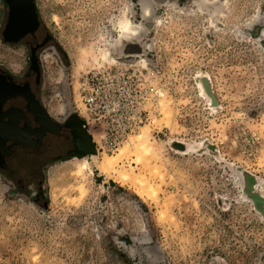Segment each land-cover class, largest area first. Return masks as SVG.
<instances>
[{
    "label": "rangeland",
    "instance_id": "374dc122",
    "mask_svg": "<svg viewBox=\"0 0 264 264\" xmlns=\"http://www.w3.org/2000/svg\"><path fill=\"white\" fill-rule=\"evenodd\" d=\"M36 4L66 57L48 94L99 136L98 155L141 144L117 163L124 184L94 169L52 181L76 156L47 169L39 203L0 179V264H264V0ZM124 22L135 37L114 46Z\"/></svg>",
    "mask_w": 264,
    "mask_h": 264
},
{
    "label": "flooded vegetation",
    "instance_id": "af4514ba",
    "mask_svg": "<svg viewBox=\"0 0 264 264\" xmlns=\"http://www.w3.org/2000/svg\"><path fill=\"white\" fill-rule=\"evenodd\" d=\"M0 49V53L21 51L19 61L0 56V179L39 203L51 165L91 152L83 128L94 141L64 99L63 115L52 114L48 108L52 97L43 56L50 53L62 66L66 57L44 27L36 0H2ZM51 92L68 95L64 89Z\"/></svg>",
    "mask_w": 264,
    "mask_h": 264
},
{
    "label": "bare ground",
    "instance_id": "6f19581e",
    "mask_svg": "<svg viewBox=\"0 0 264 264\" xmlns=\"http://www.w3.org/2000/svg\"><path fill=\"white\" fill-rule=\"evenodd\" d=\"M198 4H200V3H198ZM135 34H136V30H134V29L132 30L128 26V23L124 22L119 26V39L116 42H114L113 45L117 46V45H121L124 43H129L135 37ZM114 49H116V48H114ZM0 56L3 59H7L9 62H14V60L19 61L21 58V51H19V50L18 51L3 50L0 53ZM100 56H101L102 60L108 61L109 59H112V58H109L108 51H106V50L105 51L103 50V52H101ZM71 60L74 61L73 71L78 70V68H81L83 63H84V56H81V54L79 56H76V57L71 56ZM43 61H44L45 68H46V79H47V81L49 83H59L63 77V70L59 67H54L55 60L50 53H46L43 56ZM199 87L201 88V92L203 94L209 95L208 94L209 91H208L205 79H202L199 82ZM76 93L77 92H75L73 94L74 95L73 98H75V99L77 98ZM48 108L52 114L61 116V115H63L64 110H65V103L62 100L53 98L48 102ZM143 132H145V131H143ZM93 137H94V135H93ZM98 139H99V136L94 137V141L96 140L95 142H97ZM140 139H141V136H137V138H135V140L132 139L130 145L129 146H128V144H126L127 146L124 145V149L121 148L120 153H118L115 156L108 155V154H101V155L97 154V155H90V156H88V158L87 157H79V158H76L78 160V164L76 165L75 168L71 169V171L66 166H64L62 168L61 166L59 167L60 164H55L49 168L47 174L52 177V181H53L54 176H56V174H59L62 172H68V173L71 172L72 175H74V176L75 175L83 176L84 174H88V175L92 174L93 173L92 170L94 169L99 174L106 176L109 179H114L116 181V183L124 184L126 181L129 180V178L126 177L127 176L126 174H121L116 170L117 163L120 160V157L121 156L123 157V154L127 153L128 156L137 155L138 150L140 148V144H141ZM83 188H84L83 185L78 187V189L81 191H83ZM58 190L59 189L57 188V186H55V185L52 186V191H51V200L52 201L56 200V193L58 192Z\"/></svg>",
    "mask_w": 264,
    "mask_h": 264
},
{
    "label": "built area",
    "instance_id": "2783aa9c",
    "mask_svg": "<svg viewBox=\"0 0 264 264\" xmlns=\"http://www.w3.org/2000/svg\"><path fill=\"white\" fill-rule=\"evenodd\" d=\"M89 97L87 98V104L89 107H96L97 106V98L102 94L101 87L94 86L88 89Z\"/></svg>",
    "mask_w": 264,
    "mask_h": 264
},
{
    "label": "water",
    "instance_id": "95a60500",
    "mask_svg": "<svg viewBox=\"0 0 264 264\" xmlns=\"http://www.w3.org/2000/svg\"><path fill=\"white\" fill-rule=\"evenodd\" d=\"M31 8L34 9L33 7V4L31 3ZM35 15V14H34ZM83 134H84V137L86 138L87 142H89L91 144V152H88V153H85L83 155H80L81 157H88L90 155H97V150H96V147L94 146V144L92 142H90V137L88 136V133L87 131L83 128Z\"/></svg>",
    "mask_w": 264,
    "mask_h": 264
}]
</instances>
